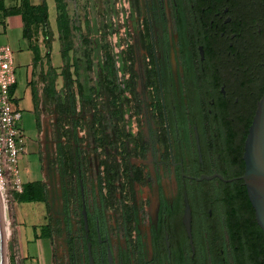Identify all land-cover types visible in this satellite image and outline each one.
I'll return each instance as SVG.
<instances>
[{
    "label": "flooded vegetation",
    "instance_id": "af4514ba",
    "mask_svg": "<svg viewBox=\"0 0 264 264\" xmlns=\"http://www.w3.org/2000/svg\"><path fill=\"white\" fill-rule=\"evenodd\" d=\"M129 4L135 16L142 13L133 47L146 93L141 104L147 131L138 132L136 142L113 135L103 152L106 167H116L118 178L128 172L135 241L133 245L123 206L117 226L104 206L106 195L101 205L98 200L90 205L80 146L75 161L82 235L79 241L69 240L72 264H79V242L81 264H90L89 249L94 264H264V232L241 178L245 142L264 94V0ZM142 49L143 61L138 57ZM119 57L123 60L122 52ZM120 86L123 91L129 84ZM135 101L137 106L139 96ZM74 135L78 139L75 129ZM123 146L125 155L120 154ZM88 161L101 174L98 159L94 164L89 156ZM166 183L174 195H167ZM92 188L97 197V185ZM138 190L147 196L139 198ZM188 208L191 231L185 220ZM65 212L71 234L70 209ZM48 225L53 241L58 227L54 219Z\"/></svg>",
    "mask_w": 264,
    "mask_h": 264
},
{
    "label": "rangeland",
    "instance_id": "374dc122",
    "mask_svg": "<svg viewBox=\"0 0 264 264\" xmlns=\"http://www.w3.org/2000/svg\"><path fill=\"white\" fill-rule=\"evenodd\" d=\"M49 4V22L47 24L40 10H36L31 19L34 20L32 26L35 36L43 37L48 50H51L55 29V34L59 39L55 50L60 49L61 54L63 52L68 54V59L65 60L62 55L55 52L54 61L58 64L56 67L58 72L51 73L50 80L55 82L54 87L60 92H56L52 99L47 100L48 106L45 111L48 118L49 139H51L47 147L52 148L54 157L57 151H61L62 167L59 169L53 164L48 182L49 188L46 187L41 195L45 197L44 200L42 203L24 204L26 210L19 218V223H22V226L29 231L28 227H32L33 224L50 223L54 219L58 230L54 240L50 241L49 247L52 249V255L46 263L72 264L69 240L75 238L79 241L80 235H82V212L76 198L79 178L75 161V152L80 146H82L81 152L85 157L90 205H94V201L97 200L101 205L102 195H106L104 206L113 225L117 226L121 222V206H123V209L128 213V228L134 245V223L131 220L133 200L131 188L127 185L128 172L124 174V179H120L116 167H106L103 146L107 138L113 135L126 139L130 137L131 141L136 142L133 137L138 132L147 131L144 121L147 113L145 104H141L142 96H145L146 93L143 91L144 83L139 82V64L136 65L137 59L133 47L137 26L139 25V29L142 27V13H137L136 17L129 0H55V2L51 0ZM11 37L15 40L18 35L13 32ZM12 50L15 55L16 71L24 73L27 70L26 66L30 63V57L27 53H23L21 48L13 47ZM121 52L123 60L119 57ZM138 55L139 59L143 61L146 57L144 49L140 50ZM126 77H129V80ZM120 82L129 84V86L121 91ZM136 86H138L136 92L140 101L137 106L134 103L138 96L133 98ZM125 92H127L126 95ZM12 103L15 106L14 102ZM122 103H124L123 107ZM28 106H30L29 101L24 103L23 108H29ZM20 125L22 126V120ZM22 129L25 132L23 126ZM74 129L78 134V139L75 138ZM128 133L129 135H127ZM131 147L135 146L131 145ZM121 148L120 154L125 155L124 146ZM96 154H98V158ZM132 154L135 157L140 155L139 152ZM22 156L18 166L23 182L26 184L29 181L40 180V166L37 164L27 166L22 162ZM89 156L93 159L94 164L98 159V163L103 166L100 170L101 174L96 173V165L91 167L92 171L90 172ZM53 160L55 163L56 159ZM112 160H115L113 155H111ZM124 180H126L125 187L120 188V183ZM101 181L104 185H100ZM93 184L97 185V197L93 194ZM167 184V195H174L172 188H169ZM146 196L145 192L138 190L139 198ZM10 207L7 201L6 205L4 204L6 264L15 263L11 237L13 233H17V227L15 218L11 217L13 214ZM32 207H36L35 209L40 215H32ZM67 208L70 209L73 221L71 234L67 230L65 222ZM48 233L47 228H42L36 234L37 236L44 234L46 237ZM120 234L121 230L119 229L115 234L116 239L120 237ZM28 239L30 241L32 238L28 237ZM26 241L25 238L23 241L24 249L26 248L24 252L30 254L36 262L45 264V261L39 260L41 257L36 244L30 241L31 243L28 245ZM19 248L22 252L20 246ZM77 251L78 263L81 264L84 256L80 242L77 245ZM15 260L16 264H22L21 258L18 257Z\"/></svg>",
    "mask_w": 264,
    "mask_h": 264
},
{
    "label": "crops",
    "instance_id": "0c3cea01",
    "mask_svg": "<svg viewBox=\"0 0 264 264\" xmlns=\"http://www.w3.org/2000/svg\"><path fill=\"white\" fill-rule=\"evenodd\" d=\"M29 1L31 5H37L41 0ZM52 1L55 2V0ZM49 2H51V0H48V6L50 8ZM24 11L23 0H0V44H8L12 48H21L23 53H27L30 57V63L26 66L27 70L24 73H20L18 70L16 71L17 80L12 89V93L14 107L22 112V126L27 136V144L23 152L22 162L27 166L37 164L41 168L40 180L29 181L26 182V184L37 182L38 185L36 190L40 198L37 201H26L21 196L22 194L11 192L8 197L9 200L7 201L11 206L10 211L16 220L19 246L22 250V252H20L21 258L23 259L22 261L24 264H40L36 262L30 254L24 252L26 248L24 249L25 246H23V241L26 238V243H28V245L31 243L30 241L36 244L41 257L39 260L42 259V262L45 261V264H47L46 262L52 255V249L49 247V244H51V232L48 229L49 233L46 237H44V234L42 236H37L36 233L42 228H47L48 223L33 224L32 227H28L30 229L27 231V229L22 226V223H19V218L26 210L24 204L42 203L44 200L45 197L41 195H43L46 187L49 188L48 182L53 164L59 169L62 167L61 151H57L54 157V155H52V148L47 147L51 139H49L50 132L45 111L48 106L46 104L47 100L52 99L56 92H60L59 89L56 90V87H54L55 82L53 80L51 82L50 74H56V72H58V69H56L58 64L54 61L55 54H60L63 57V53L61 54L60 49L55 50L57 41L59 42L55 34V29L51 50H48V46L44 42L43 37L40 35L37 37L35 36L34 30H32L30 37L25 36ZM13 32L18 35L15 40L11 37ZM35 50L37 52H35ZM36 55H38V58H36ZM27 101L30 102V106L24 109V103ZM53 159H56L55 163ZM35 208L32 207V215H40ZM28 237L32 239L29 241ZM27 250H29L28 247Z\"/></svg>",
    "mask_w": 264,
    "mask_h": 264
},
{
    "label": "built area",
    "instance_id": "2783aa9c",
    "mask_svg": "<svg viewBox=\"0 0 264 264\" xmlns=\"http://www.w3.org/2000/svg\"><path fill=\"white\" fill-rule=\"evenodd\" d=\"M16 80L12 47L0 45V192L5 205L11 192H25L18 164L27 144V136L20 125L22 112L12 103V89Z\"/></svg>",
    "mask_w": 264,
    "mask_h": 264
},
{
    "label": "water",
    "instance_id": "95a60500",
    "mask_svg": "<svg viewBox=\"0 0 264 264\" xmlns=\"http://www.w3.org/2000/svg\"><path fill=\"white\" fill-rule=\"evenodd\" d=\"M246 170L241 177L247 186L248 196L254 207L256 219L264 232V94L258 102L257 110L250 126L245 142ZM86 229H89L88 213L83 210ZM5 216L0 197V264H6L5 251ZM185 220L191 231V211L188 208ZM90 264H94L91 249H89Z\"/></svg>",
    "mask_w": 264,
    "mask_h": 264
},
{
    "label": "trees",
    "instance_id": "16d2710c",
    "mask_svg": "<svg viewBox=\"0 0 264 264\" xmlns=\"http://www.w3.org/2000/svg\"><path fill=\"white\" fill-rule=\"evenodd\" d=\"M59 1V0H56ZM23 8H24V22H25V36L26 37H30L32 34V30H33V19L32 18V14H35L36 10H40L41 13L43 14V19L45 20L46 24L49 22V7H48V3L47 0H42L41 3L39 5H31L29 0H23ZM36 21H38L36 19ZM35 52H37L35 50ZM36 58H38V55H36ZM63 58L65 60L68 59V54L67 52H63ZM68 85L70 86V83H68ZM37 183H29V184H25V192L24 194H22L21 196L23 197L24 200L26 201H37L40 197L39 194L37 192ZM247 192L245 193L246 196ZM12 218L13 215L11 216ZM11 246H12V252H13V256H14V264H16V258H21V253H20V248H19V238H18V233H13L12 237H11ZM21 260H23L21 258ZM23 264V261H21ZM18 264V263H17Z\"/></svg>",
    "mask_w": 264,
    "mask_h": 264
},
{
    "label": "bare ground",
    "instance_id": "6f19581e",
    "mask_svg": "<svg viewBox=\"0 0 264 264\" xmlns=\"http://www.w3.org/2000/svg\"><path fill=\"white\" fill-rule=\"evenodd\" d=\"M0 197H1V201H2V206H3V211H4V215H5L4 203H3V199H2V195H1V192H0Z\"/></svg>",
    "mask_w": 264,
    "mask_h": 264
}]
</instances>
